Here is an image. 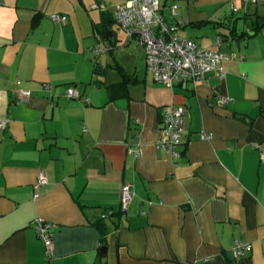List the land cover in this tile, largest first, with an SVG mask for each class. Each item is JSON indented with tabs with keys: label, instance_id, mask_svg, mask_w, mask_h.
I'll list each match as a JSON object with an SVG mask.
<instances>
[{
	"label": "crops",
	"instance_id": "0c3cea01",
	"mask_svg": "<svg viewBox=\"0 0 264 264\" xmlns=\"http://www.w3.org/2000/svg\"><path fill=\"white\" fill-rule=\"evenodd\" d=\"M126 1L0 0V264H264V0H160L181 36L230 55L223 76L173 87L112 20ZM97 33L109 49L94 55ZM166 104L184 107L177 160L157 147ZM123 183L133 196L120 212ZM36 217L54 224L49 253ZM234 240L245 256L231 257Z\"/></svg>",
	"mask_w": 264,
	"mask_h": 264
},
{
	"label": "built area",
	"instance_id": "2783aa9c",
	"mask_svg": "<svg viewBox=\"0 0 264 264\" xmlns=\"http://www.w3.org/2000/svg\"><path fill=\"white\" fill-rule=\"evenodd\" d=\"M257 0H241L243 5L255 3ZM94 7L106 9L103 4ZM171 13L175 14V5L171 7ZM55 23H65L67 16L61 13L49 15ZM113 19L117 26L127 35L134 38L143 48L145 53L146 70L153 78L168 87L176 84L192 83L196 85L200 80L207 78L208 73L223 76V61L230 55L219 52L214 48L202 47L193 39L183 37L179 34V25L183 22H170L166 19L160 0H127L117 5L113 12ZM97 42L89 47L94 55H99L109 49L108 43L101 35L96 34ZM50 90L48 85H45ZM16 98L27 99L31 91L17 89ZM64 96L67 98H80V92L69 85ZM227 97H218L217 102L223 103ZM88 102L89 99L85 98ZM6 120H0V127L4 128ZM187 130L184 126V107L176 104H166L161 107V134L157 147L168 151L174 160L180 157L181 148L185 141ZM199 137L203 140L211 138V133L200 131ZM259 151L260 161L264 164V142L255 144ZM128 153L137 156L139 147L129 146ZM46 183V173L41 170L33 185L34 197L39 195V188ZM133 196L130 183H123L120 187L119 211L125 212ZM114 211L108 209L99 214V218L106 219ZM38 237L42 240L45 250L49 253L53 246L52 230L54 224L36 217L32 221ZM250 250V244L234 240L230 248L232 258H241Z\"/></svg>",
	"mask_w": 264,
	"mask_h": 264
},
{
	"label": "trees",
	"instance_id": "16d2710c",
	"mask_svg": "<svg viewBox=\"0 0 264 264\" xmlns=\"http://www.w3.org/2000/svg\"><path fill=\"white\" fill-rule=\"evenodd\" d=\"M113 21H114V19H112ZM255 21V26H256V28H258L259 26L261 27L262 25H264V16H256L255 17V19H254ZM115 22V21H114ZM104 24V23H103ZM99 31H100V33L102 34L103 33V28H102V23H101V25L99 26ZM232 31H234V29H232ZM103 35V34H102ZM102 37V36H101ZM103 38V37H102ZM126 83H127V80H124V81H122V84L120 85V84H118V85H120V86H118V87H125V85H126ZM113 86V85H112ZM102 219L101 218H98V222H100Z\"/></svg>",
	"mask_w": 264,
	"mask_h": 264
},
{
	"label": "water",
	"instance_id": "95a60500",
	"mask_svg": "<svg viewBox=\"0 0 264 264\" xmlns=\"http://www.w3.org/2000/svg\"><path fill=\"white\" fill-rule=\"evenodd\" d=\"M105 33H106V35L111 36V34L109 32L105 31Z\"/></svg>",
	"mask_w": 264,
	"mask_h": 264
},
{
	"label": "rangeland",
	"instance_id": "374dc122",
	"mask_svg": "<svg viewBox=\"0 0 264 264\" xmlns=\"http://www.w3.org/2000/svg\"><path fill=\"white\" fill-rule=\"evenodd\" d=\"M168 17H170V16L168 15Z\"/></svg>",
	"mask_w": 264,
	"mask_h": 264
}]
</instances>
